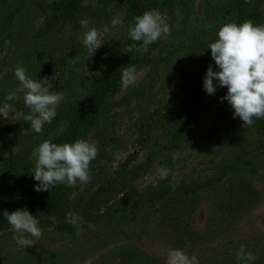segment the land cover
Here are the masks:
<instances>
[{
  "label": "rangeland",
  "instance_id": "rangeland-1",
  "mask_svg": "<svg viewBox=\"0 0 264 264\" xmlns=\"http://www.w3.org/2000/svg\"><path fill=\"white\" fill-rule=\"evenodd\" d=\"M131 2L132 7L129 0H0L7 10L0 13V106L18 86V65L33 79L47 78L49 90L65 98L41 133L23 120L30 112L23 94L8 102L14 106L11 119L0 116V136H6L0 141V191L13 196L24 183V169L6 168L17 152L28 149L23 158L34 177L31 152L44 140L85 139L98 145L90 182L61 187L59 208L65 211L33 214L43 232L40 240L25 247L14 239L12 227L0 231V264H166L169 249L195 257L196 264H264V119L243 126L227 101L217 102L226 88L208 95L203 87L208 66L219 70L208 49L219 28L246 20L264 24V0ZM65 3L70 19L58 11ZM148 10L163 16L171 34L147 52L137 51L134 62L91 102L113 62L130 59L127 49L135 41L129 28L136 12ZM54 12L57 21L46 27ZM92 28L102 42L93 55L83 45L84 33ZM129 66L135 82L125 86L122 77ZM208 101L210 107L204 105ZM78 113L85 122L95 117L73 127ZM223 171L220 182L193 194L156 205L138 200L139 194L193 186ZM57 186L41 192L51 196ZM245 190L254 193H240ZM5 209L13 211L11 204H2L1 215ZM67 213H91L93 219L61 228ZM241 246L255 260H238Z\"/></svg>",
  "mask_w": 264,
  "mask_h": 264
},
{
  "label": "clouds",
  "instance_id": "clouds-1",
  "mask_svg": "<svg viewBox=\"0 0 264 264\" xmlns=\"http://www.w3.org/2000/svg\"><path fill=\"white\" fill-rule=\"evenodd\" d=\"M113 27L117 21L113 20ZM82 28H87L86 19L80 20ZM131 40L137 42L135 50L141 53L148 51V46L161 37L171 34L170 26L156 10L145 11L135 18L134 26H130ZM217 39L208 45L211 57L219 69L214 71L210 64L203 80L204 90L208 95H215L218 87L226 88L221 100L231 106L233 117H238L243 126H252L254 119H264V24H254L246 20L240 24L228 22L223 24L217 33ZM97 29L92 28L84 33L83 45L91 55L101 45ZM130 46L127 52H131ZM135 69H125L122 77L123 85L135 82ZM18 86L9 91L5 103L0 106V116L11 119L10 113L15 101L23 94V103L30 112L23 120L30 122L36 133L43 131L46 123H51L57 115V108L65 99L60 91L51 92L47 78H31L23 66L14 70ZM216 81V83H214ZM98 145L85 139L62 144L44 140L35 147L31 156L35 158L33 170L36 191H49L55 186L67 185L75 187L79 181L87 184L91 180L90 164L97 157ZM3 217L14 230V239L19 245L30 247L41 239L43 232L38 226V219L26 208L9 212L3 210ZM67 221L79 226L81 217L74 213L66 214ZM246 256L248 261L255 260V255L247 253L243 246L238 252V260ZM166 264H196V258H189L180 249H169Z\"/></svg>",
  "mask_w": 264,
  "mask_h": 264
},
{
  "label": "trees",
  "instance_id": "trees-1",
  "mask_svg": "<svg viewBox=\"0 0 264 264\" xmlns=\"http://www.w3.org/2000/svg\"><path fill=\"white\" fill-rule=\"evenodd\" d=\"M129 4L131 7L133 6L131 0H129ZM4 8L5 7L0 8V13H2L3 15L5 14V12L7 13L6 8L5 9ZM58 11L62 17H64V18L68 17L69 19L71 18L72 13L68 9V5L66 3L65 4H59L58 5ZM59 13H58V16H59ZM136 13L138 16L141 15L138 12H136ZM56 16H57V12H54V13H52L51 16H49L48 22L46 23V27H49L50 25H52L53 23H55L57 21ZM136 44H137V42H134L133 50H132V54H131L130 59H128V60H116L115 62H113L110 71L105 74L99 90L97 92H95L93 97L91 98V102L93 101V99L95 97L101 95V93L106 88H108V86L111 84L112 80L119 73L120 69H122L123 67H126L128 65H131L134 62V60L136 59V53H137V51L135 50ZM224 95H222L217 102L226 101V100H223V101L221 100V98ZM217 102H215L214 104H216ZM204 105L206 107H210L212 104L208 101V102H204ZM92 110L95 111V106L93 104H92ZM94 117H95V115L92 114V116L88 120H86V122H85V120L83 118V114L78 113L74 116V118L72 120L73 127L77 126L80 123H90ZM5 137H6L5 135L0 136V141L5 140ZM15 139H17V138H15ZM18 149H20V148H18ZM26 151L28 152V149L25 150V152ZM25 152H23V153L17 152L19 155H17V153H16L17 157L14 160V162L13 161L10 162L9 160H7V162H6V168L7 169H9V168L10 169H18V167L21 168L22 170L24 169L23 170L24 183L19 188L18 192L17 193L15 192V194H13V196H10L9 194L7 196H4V193H2L0 191V206L2 204H6V203L8 204L9 203V204H11L13 211L16 209H19V208H26L32 214H37V215L44 214L45 212H47L49 210H54V211L57 210L59 213L64 212L65 210H61L62 208H59V205H60V201L62 198L61 187L65 186V185H58L57 186L58 190H57L56 194H53L51 196H46L41 191H39V192L36 191L34 189V185L36 184L35 180L33 177L28 175V173L30 172L31 163L28 160L23 158V154ZM238 159H240L239 156L237 157V160ZM234 164H235V162L233 160L232 162H230L226 166L227 170H232ZM224 173H225V171L217 174L216 176L208 178L207 180H205L203 182H199L193 186H179V187H170L169 186V187L164 188L160 191L151 190V191L145 192L144 194H139L138 200L147 201V202L152 201L156 205L157 203L159 204V203H161V201L165 200L166 198H170L171 196L179 197V195L185 196V195H188L189 193L193 194L201 188H207L211 185H215L216 183L220 182L224 177V175H223ZM244 187L241 186L240 188L243 189ZM242 189H240V190H242ZM237 192H238V189H237ZM243 192L245 194V193H250L251 191H249V190L240 191V193H243ZM251 193L253 194L254 192H251ZM235 194H237V193H235ZM240 195H236V196L238 197ZM248 197L250 200V196H248ZM234 203L235 204L240 203V199L238 198L236 200V198H235ZM89 216H90L89 220L88 221L85 220V221L90 222L91 219H93V215H91V213H85L84 215H82L81 220H84V218H88ZM60 220H61V228H64L68 225L74 226L73 224L66 221L65 218H60ZM9 227H11V226L9 225L7 220L3 217V215L0 214V231L8 229ZM178 229L182 230L181 227H178Z\"/></svg>",
  "mask_w": 264,
  "mask_h": 264
}]
</instances>
